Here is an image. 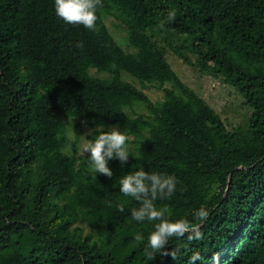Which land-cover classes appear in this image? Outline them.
Segmentation results:
<instances>
[{"label":"trees","instance_id":"obj_1","mask_svg":"<svg viewBox=\"0 0 264 264\" xmlns=\"http://www.w3.org/2000/svg\"><path fill=\"white\" fill-rule=\"evenodd\" d=\"M102 2L92 32L58 18L54 0H0V264H187L194 252L196 264H264V0ZM169 9L176 19L161 29ZM169 51L233 86L248 123L229 128ZM71 119L91 139L118 126L134 156L95 177L76 141L66 151ZM141 168L177 178L155 202L171 219L209 213L203 240L170 239L176 259L146 256L157 221H135L139 202L119 191Z\"/></svg>","mask_w":264,"mask_h":264},{"label":"clouds","instance_id":"obj_2","mask_svg":"<svg viewBox=\"0 0 264 264\" xmlns=\"http://www.w3.org/2000/svg\"><path fill=\"white\" fill-rule=\"evenodd\" d=\"M103 7L102 0H54V10L58 18L67 24L82 25L92 32H97V8ZM175 9H169L166 20L162 21L159 28L163 29L167 22L176 19ZM78 47H83L82 42H78ZM115 68V64L112 65ZM128 136L122 132L118 126H111L107 131L100 130L94 139L85 142L81 151L87 155L90 172L112 177V169L108 166L109 160L118 159L121 165L127 163L129 155H133L127 146ZM134 156V155H133ZM177 186V178L173 175L149 172L143 168L131 171L123 175L119 180V191L126 197H132L139 202V207L131 210L132 218L140 223L147 221H157L154 230L148 234L147 247L144 252L146 256L153 260L158 254L172 256L176 259V252L168 249L170 239L186 237L189 242L203 240L201 231L202 222L206 221L209 213L203 206L193 213L194 220L187 218L171 219L167 213V207H157L156 201L170 199ZM110 203V202H106ZM119 211L123 212V206H119ZM199 221L201 223H197ZM134 239L142 242L144 236L136 234ZM199 253H192L188 257L187 264H196L201 260ZM214 259L218 260L216 256Z\"/></svg>","mask_w":264,"mask_h":264},{"label":"rangeland","instance_id":"obj_3","mask_svg":"<svg viewBox=\"0 0 264 264\" xmlns=\"http://www.w3.org/2000/svg\"><path fill=\"white\" fill-rule=\"evenodd\" d=\"M110 28L117 36L120 35L119 29L112 26ZM122 44V43H121ZM125 46V44H122ZM190 57L194 60L195 55L190 54ZM167 59L179 73L181 78L193 87L205 100L211 104L223 117L227 126L232 128L234 126L242 125L245 126L248 123L251 115V108L244 102L243 96L231 85L224 82L219 76H214L207 73L200 67L185 62L180 56L174 52L169 51L167 53ZM92 73L105 76V73H98L92 70ZM134 82L139 87H143L142 84L135 80L127 73H123V78ZM125 78V79H126ZM145 91L151 96L153 100L163 99V91L156 85H146ZM130 113L136 114L147 113L146 109L141 106H136L134 109L129 110ZM69 124L68 136L72 144L66 145V151H73V143L76 141L77 150L82 153V145L90 140V133L93 131L91 126L82 123L79 119H71Z\"/></svg>","mask_w":264,"mask_h":264}]
</instances>
